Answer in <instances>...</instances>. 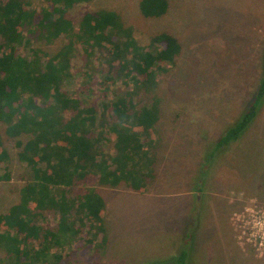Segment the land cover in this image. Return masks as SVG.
I'll return each instance as SVG.
<instances>
[{
    "label": "trees",
    "instance_id": "16d2710c",
    "mask_svg": "<svg viewBox=\"0 0 264 264\" xmlns=\"http://www.w3.org/2000/svg\"><path fill=\"white\" fill-rule=\"evenodd\" d=\"M88 1L0 0L6 135L0 132V181L11 177L9 142L30 170L18 188L20 200L0 213V264H73L82 249L100 251L108 241L106 202L89 182L125 183L144 193L157 178L163 146L158 89L177 63L181 42L168 31L143 41L138 28L109 9L86 11L76 26L67 13ZM169 6V0L140 1L145 17L160 18ZM261 73L254 100L223 131L211 158L258 115L264 50ZM176 264H187L185 251Z\"/></svg>",
    "mask_w": 264,
    "mask_h": 264
},
{
    "label": "rangeland",
    "instance_id": "374dc122",
    "mask_svg": "<svg viewBox=\"0 0 264 264\" xmlns=\"http://www.w3.org/2000/svg\"><path fill=\"white\" fill-rule=\"evenodd\" d=\"M140 1L91 0L67 13L78 26L86 11L114 10L139 29L143 41L168 31L182 45L158 89L163 146L156 180L144 193L125 183L90 181L106 202L108 241L100 251L82 249L70 261L176 264L185 251L187 264H264V251L240 238L234 223L235 212L264 207V101L238 140L215 151L214 158L209 155L256 96L264 0H169L160 18L142 15ZM60 45L57 41L49 49ZM0 132L6 139L5 125ZM8 145L11 177L0 181V213L20 200L18 188L30 174L18 160L15 142Z\"/></svg>",
    "mask_w": 264,
    "mask_h": 264
},
{
    "label": "built area",
    "instance_id": "2783aa9c",
    "mask_svg": "<svg viewBox=\"0 0 264 264\" xmlns=\"http://www.w3.org/2000/svg\"><path fill=\"white\" fill-rule=\"evenodd\" d=\"M234 221L240 238L264 251V207L235 212Z\"/></svg>",
    "mask_w": 264,
    "mask_h": 264
}]
</instances>
